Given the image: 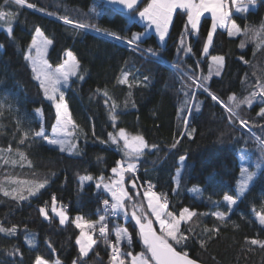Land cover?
<instances>
[{
	"label": "trees",
	"instance_id": "1",
	"mask_svg": "<svg viewBox=\"0 0 264 264\" xmlns=\"http://www.w3.org/2000/svg\"><path fill=\"white\" fill-rule=\"evenodd\" d=\"M149 1L143 0L137 12L132 13L135 20L129 21L124 11L102 0H26L24 6H4V0H0L3 10L16 13L11 34L7 32L8 25L0 22V101L5 105L0 115V187L9 192L17 189V195L26 197L17 200L0 191V226H17L15 235L0 232V264H34L38 255L48 261L59 258L63 264H73L74 260L80 264L76 243L80 230L72 221L77 216L97 221L105 215L102 200L109 193L96 185L101 176L111 178L112 167L125 159L123 142L112 144L108 135L117 134L121 128L140 133L149 145H157L156 149H145L135 174L126 173V184L135 203L142 204L145 212L150 213L143 197L145 187L140 186L151 181L157 193L166 195L167 211L179 215L187 207L197 212L192 221L181 223V231L189 239L181 246L174 244L177 250L187 251L208 264H264V248L246 242V238L264 240V225L258 220V215L264 213V169L257 170L254 166L264 163V151L260 149V142L264 141V117L258 115L264 108V100L260 98V86L264 85V47H258L259 39L244 32L229 36V29L219 27L205 54L210 16L202 19L198 31H186L187 14L181 9L174 13L163 45L150 33L138 46L129 47L123 41L103 38L93 28L77 29L60 19L67 16L74 22L93 24L131 39L134 30L144 28L137 15ZM256 3V8L246 12L233 9L231 21L241 29L258 30L264 24V0ZM27 4L36 7L29 8ZM41 8L45 12L38 10ZM93 8L98 16L92 14ZM37 27L52 41L47 54L52 69L63 62L68 50L80 62L70 84L64 86L71 116L78 126L72 138L77 148L72 152H62L32 135L41 123L45 132H49L57 119L54 104L44 95L31 64L24 59ZM148 48L159 56L144 51ZM213 55L224 56V67L219 75L213 69L204 82L208 89L205 92L188 77L208 76ZM125 73L128 83L121 82ZM209 92L229 106L233 94L242 100L252 92L258 93L251 105L241 104L236 110L248 127L236 117L230 120L224 104L213 101ZM185 100L190 101L188 105ZM36 109H42L39 116ZM113 113L115 121L111 119ZM193 128L196 131L191 138L182 135ZM26 131L29 136L24 138ZM176 141L179 143L172 148ZM18 153L25 154L26 159ZM181 157H186L183 167ZM246 162L252 166L250 171L258 174L230 209L223 196L237 195L241 168ZM87 176L92 179L81 186V179ZM133 178L137 181L136 188L130 183ZM44 180L48 181L45 187L30 195L29 189ZM194 187L200 191L193 192ZM137 190L139 197L135 195ZM53 196L58 204H67L69 220L64 225L51 212L45 219L39 211L42 206L50 208ZM126 206L131 212V204L126 201ZM216 209L227 213V220L220 221L212 215ZM149 218L159 234L158 222L151 215ZM116 226L127 228L131 234L130 250L144 251L134 220L130 217L125 220L122 214L110 217V238L114 240ZM215 227L219 228V234L208 240L204 230ZM95 238L97 244L83 258L84 264H109L110 246L98 233ZM201 240L206 241L205 247L201 246ZM120 246L129 250L125 242ZM14 247L19 248L22 256L10 255Z\"/></svg>",
	"mask_w": 264,
	"mask_h": 264
},
{
	"label": "snow or ice",
	"instance_id": "2",
	"mask_svg": "<svg viewBox=\"0 0 264 264\" xmlns=\"http://www.w3.org/2000/svg\"><path fill=\"white\" fill-rule=\"evenodd\" d=\"M140 0H108V3L112 5L122 6L121 10L124 11V14L128 17L129 21H134L135 17L132 13L137 12V5ZM232 4L237 5L238 12L248 11V5H254L256 0H247L243 5L239 3V0H231ZM15 4L17 6H24L26 0H4V6ZM4 6H0V22H4L8 25L7 32L8 34L12 33V23L14 21L16 13L11 11L3 10ZM29 8H35L34 4H27ZM181 9L187 14V23L185 24V30L189 31H198L201 17L205 13H211L212 16V26L211 30L207 36V42L204 45L203 52L208 53L209 46L212 44L213 34L215 33L217 27H226L229 21V18L232 14L229 7V0H150V2L143 7L142 10L138 11V16L142 20L148 21L145 32L153 25H155L156 32L159 33L160 41H163L165 36L168 35L169 27L172 23L173 14ZM41 12H45V9H38ZM93 15H99L96 13L95 8L92 10ZM48 15H54L53 13H47ZM65 24L72 25L77 29H86L93 28L98 33L102 35L103 38H111L113 40H126L128 45H137L141 40V37L144 35L142 33H135L132 35L131 39L122 37L114 31H108L106 29L97 28L93 24H85L74 22L72 19H69L67 16L60 17ZM190 25V28H189ZM241 32H244L245 35L251 34L253 38L259 39L258 47H264V24H261L259 29L248 28L241 29L235 21H231V27L228 30L229 36L239 35ZM52 43L43 33V31L37 27L35 29V36L31 41V45L27 50V54L24 59L31 64V69L34 75V78L39 81V87L43 90V93L48 99L55 102L56 108V125L52 128L53 136L49 137L41 123L39 130L32 133L35 138H42L46 140L50 145L59 146L60 151L72 152L77 148V145L69 139V137H74L75 129L78 127L75 122L71 119V114L68 109V104L64 99V92L60 90L58 85L63 81L67 83L69 76L75 75L80 68V62L75 58V56L68 52V59L64 63L60 64L55 70L52 69L51 65L48 64L47 60L44 58L48 46ZM183 44V40H181ZM245 45L242 42L241 48ZM189 52L191 48L187 49ZM33 51L35 55H33ZM151 56H159L152 48L146 50ZM243 60V57L240 58ZM212 65L210 66V71L208 76H189L188 79L195 83L197 88H204L205 92H208V89L205 87V83L210 76L212 75L213 69L215 74L223 70L225 58L224 56L213 55L211 56ZM245 63H248L245 61ZM177 66L173 65V68L176 69ZM185 75H187L185 73ZM83 77H81L82 79ZM147 77H144V80L147 81ZM183 79V76L181 77ZM122 83H128V73L124 74V78L121 81ZM191 88V84L186 85ZM107 96V92L104 93ZM187 95V93H186ZM194 95V93H193ZM211 99L217 101L221 104H224L223 101H220L219 98L209 92ZM258 93L252 92L249 96L244 97L242 100H238L236 95L233 94L229 97V101H232V105L224 104L225 109L229 113V119L237 116V109L240 108L241 104L251 105L252 101L256 98ZM260 98L264 100V85L260 86ZM189 100H185L184 104L188 105ZM105 103H108V100H105ZM5 107L3 101H0V115L3 114L2 110ZM10 110L11 105L7 106ZM198 107V106H197ZM189 113L191 108L188 109ZM42 109H36L35 114L40 115ZM259 116L264 117V109H261L258 113ZM116 115L113 113L111 119L116 120ZM19 123V121H17ZM239 123L248 127V122L244 119H239ZM185 126H187L188 121L185 119ZM72 128L70 132L68 129ZM196 130L193 128L191 131H185L182 135H187L189 138L193 135ZM94 135V132H93ZM109 141L112 144L119 145L121 141L123 142V153L125 159L117 161V166L112 168V173L116 179H110L108 183H104V178L101 176L99 182L97 183V189L101 187L110 194L111 201L109 199L103 200L104 212L105 215L100 216L97 221H85L84 217L77 216L72 223L75 224V227L80 230V234L76 239L77 245H79V255L78 259L80 264H84V259L88 257L89 252L93 250L94 246L97 244V239L94 238L95 234L98 231L99 237L104 241L105 244L109 245L111 248V254L109 257V264H198L196 260H193L189 257L187 251H177L176 246L183 245L188 239L189 236L181 231V223L192 221V219L197 216L195 210H190L189 208H183L179 215H176L172 212L167 211L168 209V200L166 195L158 194L154 191L155 185L151 181L146 182V188L143 191V197L147 200V208L150 209V213L145 212L142 204L138 205L133 199V195L129 194L124 184V177L126 173L135 174L137 172V163L139 158L143 155L145 149H156L157 145H149L148 142L142 135H133L129 136L125 129H119L117 134L109 133ZM29 133L26 131L23 134L24 138H27ZM24 142V139L20 141ZM179 141H176L171 147L175 148L176 144ZM260 149L264 151V141L260 142ZM9 151H11V146H9ZM22 159H26L25 154L18 153ZM186 157H181V166L183 167V161ZM127 161V163L125 162ZM7 163V161H5ZM13 163H15L13 161ZM30 163V161H29ZM255 168L257 170L264 169V163H256ZM257 172L250 171L248 167L241 168V179L238 183V192L236 196L225 194L223 200L227 202L229 206L236 205L238 199L242 197L246 190H248L250 182L254 180L257 176ZM179 176L180 170L177 171V186H179ZM91 176H87L81 179L80 184L83 185L85 180H91ZM27 183V182H22ZM48 183L47 180H44L41 183H38L34 186V189H29V194L33 195L39 189L44 188ZM130 183L133 188L137 187L136 178H133ZM140 187H145L141 185ZM0 191H3L5 196H12L13 199L23 200L26 197L24 195H17V189H13L12 192L5 191L0 187ZM193 192H199L198 187L192 189ZM136 197H139L140 191L137 190L135 193ZM126 201L131 204V212H129L128 207L126 206ZM39 211L43 214L45 219H48V212L45 207L39 208ZM52 211L56 213L59 217V222L61 225H64L68 222L69 218L67 211L64 206L57 207L56 197L52 198ZM139 213V214H138ZM122 214L125 220H128L129 217L135 221V226H138V234L144 245V251L133 254L130 250L132 247V237L128 232L127 228H122L119 226L114 227L113 231L115 233V242L109 240V230L107 224L108 215L117 216ZM154 217L155 221L158 222L160 228V233L158 234L156 228L153 226V219H150L149 216ZM220 221L227 220V214L224 212H214L212 213ZM258 220L261 225H264V213L258 215ZM238 227V226H237ZM26 230V229H25ZM187 231L190 233L192 230L189 228ZM208 234V240L214 238V236L219 234V228H211L204 230ZM0 232L7 233L8 235H15L17 232V226L13 225L11 228H4L0 226ZM27 239V237H26ZM171 241V242H170ZM121 242H125L128 247V251L121 249ZM246 242L251 245H259L261 248H264V240L260 239H247ZM30 246H34L31 240H28ZM201 246H206V241H200ZM50 247V245H49ZM22 254L19 252L18 247H14L10 255ZM34 264H49V261L41 256H36ZM53 264H61L59 259H56ZM73 264H77V261L74 260Z\"/></svg>",
	"mask_w": 264,
	"mask_h": 264
},
{
	"label": "rangeland",
	"instance_id": "3",
	"mask_svg": "<svg viewBox=\"0 0 264 264\" xmlns=\"http://www.w3.org/2000/svg\"><path fill=\"white\" fill-rule=\"evenodd\" d=\"M247 1V0H246ZM241 5H243V4H241ZM256 6H257V3H255L254 5H248V9H250V8H256ZM237 9V5L235 4V11H237L236 10ZM40 28V27H39ZM41 29V28H40ZM42 30V29H41ZM44 33V32H43ZM135 33H138V31L137 30H134L132 33H131V35H130V38H132V35L133 34H135ZM44 35H45V33H44ZM35 36V31H34V34H33V37ZM46 36V35H45ZM208 36V35H207ZM33 37H32V39H33ZM47 37V36H46ZM49 40H50V38L49 37H47ZM32 39H31V41H32ZM207 42V38H206V41H205V43ZM126 45H128L127 43H125ZM30 45H31V42H30ZM30 45H29V47H30ZM51 45V44H50ZM50 45L48 46V49H47V53H46V55H45V59L47 60V62H48V59H47V54H48V51H49V48H50ZM129 47H133V46H130V45H128ZM210 47V46H209ZM209 51V50H208ZM68 52H71L73 55H74V53L71 51V50H68L67 52H66V54H65V58H64V60H63V62L62 63H64L65 62V60H67L68 59V56H67V53ZM33 55H35V52L33 51ZM75 56V55H74ZM75 58H76V56H75ZM77 59V58H76ZM61 63V64H62ZM48 64H49V62H48ZM59 66V65H58ZM58 66H56L55 68H53V70H55ZM72 76H74V75H71V76H69V78H68V81H67V83H64L63 81L61 82V84L60 85H58V87L60 88V90L61 91H63L64 92V86H68L69 84H70V79H71V77ZM64 99H65V101L67 102V99H66V97H65V95H64ZM52 101V100H51ZM52 103L54 104V107H55V102L54 101H52ZM67 104H68V102H67ZM56 109V108H55ZM68 109H69V105H68ZM264 109V108H263ZM69 112H70V110H69ZM71 114V113H70ZM71 119L74 121V119L72 118V116H71ZM57 120V119H56ZM75 122V121H74ZM56 125V121H55V123H54V125L53 126H55ZM53 128V127H52ZM52 128L49 130V132H47L46 134L49 136V137H52L53 136V133H52ZM70 132L72 131V128L71 127H69V129H68ZM127 132V134L129 135V136H133V135H141L140 133H131V132H128V131H126ZM72 138L73 137H69V139L70 140H72ZM73 142V141H72ZM53 146H56V145H53ZM56 147H58L59 148V146H56ZM120 161V160H119ZM117 166V164L115 165V166H113L112 168H114V167H116ZM244 167H248L249 168V170L251 169V165H250V163H248V162H246L245 164H244ZM112 170V169H111ZM117 177H115L114 175L111 177V178H109V179H104V183H108L109 182V180L110 179H116ZM99 182V181H98ZM124 184H125V187H126V189H127V191L129 192V189H128V186H127V184H126V174H125V177H124ZM145 188H146V184H145ZM103 189V188H102ZM157 193V192H156ZM159 194V193H158ZM110 195V194H109ZM228 195H230V194H228ZM146 202H147V200H146ZM225 202V201H224ZM225 203H227V202H225ZM61 205L60 204H58V202H57V207L59 208ZM42 207H45L46 208V210H47V212H48V218L50 217V212L54 215V216H56V217H58L57 215H56V213H54L53 211H52V204H51V206H50V208L48 209L46 206H42ZM232 207H234V205H232V206H229V208L231 209ZM67 211V210H66ZM217 211H220V212H223V211H221V210H218V209H216V210H213V213L214 212H217ZM225 213V212H224ZM227 214V213H226ZM43 215V214H42ZM67 215H68V212H67ZM44 217V216H43ZM59 218V217H58ZM68 218H69V216H68ZM85 221H87V220H85ZM79 234H80V232H79ZM79 234H78V236H79ZM77 236V237H78ZM95 238V237H94ZM79 246V245H78ZM132 251V250H131ZM133 252V254H136V253H139V252H141V251H132ZM56 259H59V258H56ZM55 259V260H56ZM55 260H53V261H49V264H53V262L55 261ZM59 261L61 262V264H63V261L61 260V259H59Z\"/></svg>",
	"mask_w": 264,
	"mask_h": 264
},
{
	"label": "crops",
	"instance_id": "4",
	"mask_svg": "<svg viewBox=\"0 0 264 264\" xmlns=\"http://www.w3.org/2000/svg\"><path fill=\"white\" fill-rule=\"evenodd\" d=\"M149 2H150V1H149ZM149 2H148V3H149ZM246 2H247L246 0H239V3H240V4H245ZM145 6H146V5H145ZM145 6H144V7H145ZM229 7H230L231 11H232L233 9L235 10V4H232V3H231V0H229ZM142 9H143V8H142ZM142 9H140V10H142ZM173 16H174V14H173ZM205 16H210V18H211V25H210V29H209V31H210V30H211L212 23H213L211 13H205V14L201 17L199 27H200V25H201V21H202V19H203ZM137 19L139 20V22H140L141 24L144 25L143 30H141V31L139 30V31H138V33H142V34H144V35L141 37V40H142L145 36H147L148 34H150V33H154L155 36H156V38H157V40H158V42H159L161 45L165 44L168 35L165 36V38H164L163 41H160V39H159V33L156 32V30H155V25H153L151 28H149V29L147 30V32H145V29H146V26H147V24H148V21L140 19L138 15H137ZM230 27H231V19L229 18V21H228L227 26H226V27H223V28L229 29ZM217 28H219V26H218ZM220 28H222V27H220ZM191 31H192V30H191ZM192 32H195V31H192ZM208 33H209V32H208ZM213 36H214V34H213ZM204 45H205V44H204ZM203 48H204V47H203Z\"/></svg>",
	"mask_w": 264,
	"mask_h": 264
},
{
	"label": "built area",
	"instance_id": "5",
	"mask_svg": "<svg viewBox=\"0 0 264 264\" xmlns=\"http://www.w3.org/2000/svg\"><path fill=\"white\" fill-rule=\"evenodd\" d=\"M122 41L125 42V43H127L126 40H122ZM132 46H133V45H132ZM153 185H154V184H153ZM154 191L156 192L155 188H154ZM105 199H109V200L111 201L110 197H104L103 200H105ZM103 200H102V202H103ZM61 205L64 206L65 208L67 207V204L62 203ZM102 208H103V210H104L103 203H102ZM104 214H105V212H104ZM110 217H112V215H108V217H107V224H108V230H109V238H110V229H109V218H110ZM97 233H98V231H97ZM110 241L113 242V243L115 242V240L112 239V238H110ZM120 247H121V246H120ZM121 249L123 250L122 247H121Z\"/></svg>",
	"mask_w": 264,
	"mask_h": 264
},
{
	"label": "water",
	"instance_id": "6",
	"mask_svg": "<svg viewBox=\"0 0 264 264\" xmlns=\"http://www.w3.org/2000/svg\"><path fill=\"white\" fill-rule=\"evenodd\" d=\"M102 1H105V2L108 3V0H102ZM142 2H143V0H140L139 4L137 5V9L141 6ZM109 4H110V3H109ZM111 5H112V4H111ZM113 6L116 7L117 9H119V10H121V8H122V6H118V5H113ZM121 11H122V10H121ZM123 11H127V10H123ZM177 251H180V250H177ZM189 257H190L191 259H193V260H196V261L198 262V264H208V263H204V262H202V261H199V260L193 258L191 255H189Z\"/></svg>",
	"mask_w": 264,
	"mask_h": 264
},
{
	"label": "bare ground",
	"instance_id": "7",
	"mask_svg": "<svg viewBox=\"0 0 264 264\" xmlns=\"http://www.w3.org/2000/svg\"><path fill=\"white\" fill-rule=\"evenodd\" d=\"M119 42H122V40H118Z\"/></svg>",
	"mask_w": 264,
	"mask_h": 264
}]
</instances>
